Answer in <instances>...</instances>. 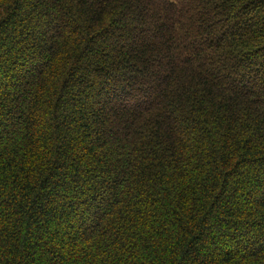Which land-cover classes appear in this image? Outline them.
I'll list each match as a JSON object with an SVG mask.
<instances>
[{"label":"trees","instance_id":"obj_1","mask_svg":"<svg viewBox=\"0 0 264 264\" xmlns=\"http://www.w3.org/2000/svg\"><path fill=\"white\" fill-rule=\"evenodd\" d=\"M0 264H264V0H0Z\"/></svg>","mask_w":264,"mask_h":264}]
</instances>
